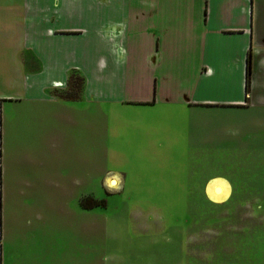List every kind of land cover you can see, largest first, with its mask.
<instances>
[{
  "label": "rangeland",
  "instance_id": "374dc122",
  "mask_svg": "<svg viewBox=\"0 0 264 264\" xmlns=\"http://www.w3.org/2000/svg\"><path fill=\"white\" fill-rule=\"evenodd\" d=\"M3 1L0 42L21 43L22 16ZM5 67V264H264V105L189 109L61 96H80L78 77L36 99L14 86L13 64ZM213 176L230 180L228 201L206 196Z\"/></svg>",
  "mask_w": 264,
  "mask_h": 264
},
{
  "label": "crops",
  "instance_id": "0c3cea01",
  "mask_svg": "<svg viewBox=\"0 0 264 264\" xmlns=\"http://www.w3.org/2000/svg\"><path fill=\"white\" fill-rule=\"evenodd\" d=\"M10 6L22 16L19 32L26 39L0 42V158L7 134L5 97L12 96L3 91L9 61L19 79L14 86L36 99L54 97L76 72L84 78L78 98L89 101L239 111L264 105V0H13ZM13 45L14 58L7 55ZM9 123L14 125L13 118ZM55 138L64 144V135ZM216 178L231 192L224 176L208 179L204 191ZM4 182L0 173V218ZM1 250L0 242L5 264Z\"/></svg>",
  "mask_w": 264,
  "mask_h": 264
},
{
  "label": "bare ground",
  "instance_id": "6f19581e",
  "mask_svg": "<svg viewBox=\"0 0 264 264\" xmlns=\"http://www.w3.org/2000/svg\"><path fill=\"white\" fill-rule=\"evenodd\" d=\"M109 182H111L110 186H118L116 179H110ZM230 195L231 192L228 183L221 178L211 180L206 187V196L214 203L225 202L229 199Z\"/></svg>",
  "mask_w": 264,
  "mask_h": 264
},
{
  "label": "trees",
  "instance_id": "16d2710c",
  "mask_svg": "<svg viewBox=\"0 0 264 264\" xmlns=\"http://www.w3.org/2000/svg\"><path fill=\"white\" fill-rule=\"evenodd\" d=\"M250 73H251V58L248 59V66H247V83H246V88H247V93H249V85H250ZM79 78L80 81L82 82V86L84 85V78L77 74L76 72L72 73L70 76V79L72 82H74V78ZM63 97H67V98H76L79 97V95H73L70 92H66L64 91V93L62 92L60 94Z\"/></svg>",
  "mask_w": 264,
  "mask_h": 264
},
{
  "label": "flooded vegetation",
  "instance_id": "af4514ba",
  "mask_svg": "<svg viewBox=\"0 0 264 264\" xmlns=\"http://www.w3.org/2000/svg\"><path fill=\"white\" fill-rule=\"evenodd\" d=\"M110 181V179L108 180V184L110 185V183L111 182H109ZM112 181V180H111ZM113 187V186H112ZM231 194H232V190H231ZM230 197H231V195H230ZM230 197H229V199H230ZM228 201V200H227ZM226 202V201H225ZM222 203H224V202H222ZM220 204V203H219Z\"/></svg>",
  "mask_w": 264,
  "mask_h": 264
},
{
  "label": "water",
  "instance_id": "95a60500",
  "mask_svg": "<svg viewBox=\"0 0 264 264\" xmlns=\"http://www.w3.org/2000/svg\"><path fill=\"white\" fill-rule=\"evenodd\" d=\"M218 189V188H217Z\"/></svg>",
  "mask_w": 264,
  "mask_h": 264
}]
</instances>
